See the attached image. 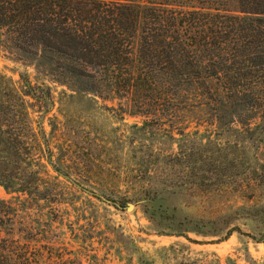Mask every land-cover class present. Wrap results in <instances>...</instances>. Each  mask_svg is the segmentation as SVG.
<instances>
[{
  "label": "rangeland",
  "instance_id": "rangeland-1",
  "mask_svg": "<svg viewBox=\"0 0 264 264\" xmlns=\"http://www.w3.org/2000/svg\"><path fill=\"white\" fill-rule=\"evenodd\" d=\"M194 73L137 66L125 98L51 81L0 48L39 146L9 149L42 262L264 264V15L168 5ZM233 25L226 42L197 35ZM21 78L24 80L21 82ZM36 148V149H34Z\"/></svg>",
  "mask_w": 264,
  "mask_h": 264
},
{
  "label": "trees",
  "instance_id": "trees-1",
  "mask_svg": "<svg viewBox=\"0 0 264 264\" xmlns=\"http://www.w3.org/2000/svg\"><path fill=\"white\" fill-rule=\"evenodd\" d=\"M181 5L225 12L264 15V0H0V48L17 61L33 65L51 81L104 98H125L137 66L168 75L193 74L192 61L165 21L163 7ZM197 35L205 46L226 42L233 25L220 23ZM24 81L21 78V82ZM30 94L0 72V164L9 149L25 146L24 128L39 146L29 121ZM36 149V148H34ZM0 170V184L14 187ZM20 198H0V264L42 262L40 244Z\"/></svg>",
  "mask_w": 264,
  "mask_h": 264
}]
</instances>
